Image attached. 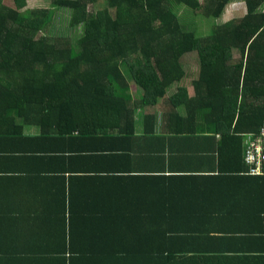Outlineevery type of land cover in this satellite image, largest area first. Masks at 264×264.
Instances as JSON below:
<instances>
[{
  "label": "trees",
  "instance_id": "16d2710c",
  "mask_svg": "<svg viewBox=\"0 0 264 264\" xmlns=\"http://www.w3.org/2000/svg\"><path fill=\"white\" fill-rule=\"evenodd\" d=\"M4 1L2 122L22 115L40 124H75L79 116L109 105H121L117 114L131 116L130 100L145 105L164 98L185 107L184 122L196 124L197 117L206 125L227 122L243 134L264 124V0H106L96 11L88 9L96 0H51L39 8L26 7V0ZM239 2L245 12L235 17L228 7ZM198 9L212 22L206 35L197 33ZM194 52L197 63L188 70L183 58ZM127 77L138 87L135 94ZM84 106L90 109L81 110ZM129 127L116 133L128 134ZM246 174L244 197L261 184L258 180L264 186V175L250 173L248 164ZM122 194L103 202V214L89 216L86 225L69 233L74 246H90H73L77 257L70 264H215L217 256L209 254L214 247L204 248L201 241L264 240V234L256 235L262 229L228 234L210 227L211 218L195 231L194 210L166 200H125L129 194ZM146 209L155 212L143 217ZM260 217L264 223V214Z\"/></svg>",
  "mask_w": 264,
  "mask_h": 264
},
{
  "label": "crops",
  "instance_id": "0c3cea01",
  "mask_svg": "<svg viewBox=\"0 0 264 264\" xmlns=\"http://www.w3.org/2000/svg\"><path fill=\"white\" fill-rule=\"evenodd\" d=\"M128 106L131 116L117 114L121 105L101 106L75 124L22 115L0 120V264L72 263L77 253L69 233L123 192L125 200H166L194 210L195 231L211 218L210 227L228 234L245 236L248 228L264 234L263 182L250 196L242 192L245 133L227 122H184L185 107L164 98ZM148 211L143 217L155 212ZM201 242L214 247L215 264H264V240Z\"/></svg>",
  "mask_w": 264,
  "mask_h": 264
},
{
  "label": "rangeland",
  "instance_id": "374dc122",
  "mask_svg": "<svg viewBox=\"0 0 264 264\" xmlns=\"http://www.w3.org/2000/svg\"><path fill=\"white\" fill-rule=\"evenodd\" d=\"M51 0H26V7L29 8H39V7H48L50 5ZM201 1V0H199ZM4 3L6 4H13L12 0H5ZM106 3V0H96L93 3H90L88 6L89 11H96L97 9L101 8ZM229 11H232L235 15V17H238L242 15L245 11V7L243 6L242 2H239L237 6L233 7L230 5L228 7ZM196 25H197V33L199 35H206L210 32V29L212 27V22L210 19L205 18L202 14V11L200 9L196 10ZM227 13V12H226ZM181 16H184L185 9H180ZM225 15H222L219 19L216 20V23H221L223 21V17ZM82 31L81 26L77 28V33L80 34ZM233 55H237L236 52L233 53ZM183 62L185 64V67L189 70L195 67L197 63L196 54L190 53L186 54L183 58ZM192 74H189V77L186 78L187 80H190ZM128 81L131 84L132 87H135L134 82L129 78ZM246 137V136H245ZM258 175H264V174H258Z\"/></svg>",
  "mask_w": 264,
  "mask_h": 264
},
{
  "label": "built area",
  "instance_id": "2783aa9c",
  "mask_svg": "<svg viewBox=\"0 0 264 264\" xmlns=\"http://www.w3.org/2000/svg\"><path fill=\"white\" fill-rule=\"evenodd\" d=\"M244 161L252 174H264V124L257 132L245 133Z\"/></svg>",
  "mask_w": 264,
  "mask_h": 264
}]
</instances>
